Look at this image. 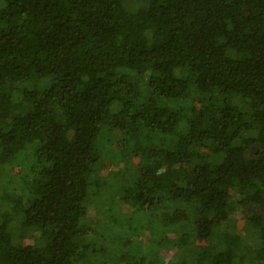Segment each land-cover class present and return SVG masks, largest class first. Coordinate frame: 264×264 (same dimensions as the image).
<instances>
[{"label":"trees","instance_id":"obj_1","mask_svg":"<svg viewBox=\"0 0 264 264\" xmlns=\"http://www.w3.org/2000/svg\"><path fill=\"white\" fill-rule=\"evenodd\" d=\"M0 264H264V0H0Z\"/></svg>","mask_w":264,"mask_h":264},{"label":"rangeland","instance_id":"obj_2","mask_svg":"<svg viewBox=\"0 0 264 264\" xmlns=\"http://www.w3.org/2000/svg\"><path fill=\"white\" fill-rule=\"evenodd\" d=\"M46 83H47V79H40L39 82L37 83L24 82L20 85V88H28L32 91H38L39 89L44 88ZM12 101L13 102H11V104L13 105L15 109H17L19 105V97L15 96L12 99ZM190 106H191L190 103L184 105L185 108H188ZM148 129L149 127L146 126L143 129L142 133L146 134L148 132L147 131ZM134 136H136V138H139L140 133H135ZM131 174H132V170L127 171V169H126V172L124 173L123 178H118L117 176H115V174H113V178L109 180L110 187L107 185L105 190L98 193L96 196H93V198L91 196L88 197L87 204L90 209L89 215L90 217H96V218H93L94 221H92V226L98 230L96 234V239H97L96 242H97V245L99 246L107 243V238L106 239L102 238L100 234V231H102V225L105 224V217L108 216V219L109 217L112 218V222H110L109 224V227L111 228L115 226L116 219L118 221H121L123 214H128V216L133 214L131 213L132 209H131L130 204H126L125 202L121 201L119 197V195L122 193V191L125 188L133 184L134 176H132ZM12 175H16V172H13ZM109 175L110 173H108L106 176H109ZM118 200H120L121 202L120 204L119 202H117ZM112 201H114V203L110 205ZM91 202L93 205L90 207ZM107 204H109V206H105ZM116 238L117 236L113 239L115 240Z\"/></svg>","mask_w":264,"mask_h":264}]
</instances>
